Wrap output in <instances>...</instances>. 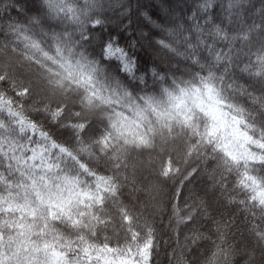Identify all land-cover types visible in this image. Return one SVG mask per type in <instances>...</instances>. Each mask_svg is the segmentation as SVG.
I'll return each mask as SVG.
<instances>
[{"label":"trees","instance_id":"trees-1","mask_svg":"<svg viewBox=\"0 0 264 264\" xmlns=\"http://www.w3.org/2000/svg\"><path fill=\"white\" fill-rule=\"evenodd\" d=\"M257 184L264 0H0V250L264 264Z\"/></svg>","mask_w":264,"mask_h":264},{"label":"snow or ice","instance_id":"snow-or-ice-1","mask_svg":"<svg viewBox=\"0 0 264 264\" xmlns=\"http://www.w3.org/2000/svg\"><path fill=\"white\" fill-rule=\"evenodd\" d=\"M97 26L98 23L93 24V27ZM104 51L106 54L123 52L118 45L113 48L111 42L104 45ZM249 200L264 211V185L257 184L252 188ZM40 235L41 241H30L23 249L19 245L14 249L9 245L8 249L0 250V264H92L94 246L89 245L83 235L78 237V245L74 240L62 236L55 237L56 243H52L43 239V230ZM61 240L64 242L60 243ZM100 251L102 249H97V253Z\"/></svg>","mask_w":264,"mask_h":264},{"label":"rangeland","instance_id":"rangeland-1","mask_svg":"<svg viewBox=\"0 0 264 264\" xmlns=\"http://www.w3.org/2000/svg\"><path fill=\"white\" fill-rule=\"evenodd\" d=\"M126 261H128V260H126ZM117 264H134V263H132V262H130V261H128V263L127 262H118Z\"/></svg>","mask_w":264,"mask_h":264},{"label":"clouds","instance_id":"clouds-1","mask_svg":"<svg viewBox=\"0 0 264 264\" xmlns=\"http://www.w3.org/2000/svg\"><path fill=\"white\" fill-rule=\"evenodd\" d=\"M114 39H118V38H116V37H113Z\"/></svg>","mask_w":264,"mask_h":264}]
</instances>
